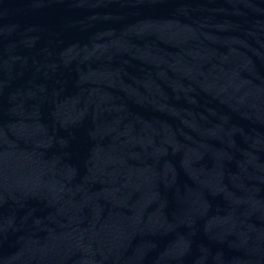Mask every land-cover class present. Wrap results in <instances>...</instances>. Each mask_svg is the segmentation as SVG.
<instances>
[{"label":"water","instance_id":"1","mask_svg":"<svg viewBox=\"0 0 264 264\" xmlns=\"http://www.w3.org/2000/svg\"><path fill=\"white\" fill-rule=\"evenodd\" d=\"M0 264H264V0H0Z\"/></svg>","mask_w":264,"mask_h":264}]
</instances>
